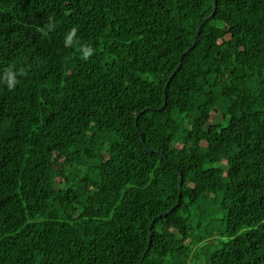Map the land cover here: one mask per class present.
I'll list each match as a JSON object with an SVG mask.
<instances>
[{"label":"trees","instance_id":"1","mask_svg":"<svg viewBox=\"0 0 264 264\" xmlns=\"http://www.w3.org/2000/svg\"><path fill=\"white\" fill-rule=\"evenodd\" d=\"M213 8L0 0V264H264V0Z\"/></svg>","mask_w":264,"mask_h":264},{"label":"clouds","instance_id":"2","mask_svg":"<svg viewBox=\"0 0 264 264\" xmlns=\"http://www.w3.org/2000/svg\"><path fill=\"white\" fill-rule=\"evenodd\" d=\"M75 36H76V29H72V31L70 32V34L66 38V42H69V43L72 42V40ZM91 55H92V49L85 47L83 49V58L88 59ZM5 79H6L7 87L9 89H13L16 87L18 81L16 78V74L14 72H12L11 70L7 71L5 73Z\"/></svg>","mask_w":264,"mask_h":264},{"label":"water","instance_id":"3","mask_svg":"<svg viewBox=\"0 0 264 264\" xmlns=\"http://www.w3.org/2000/svg\"><path fill=\"white\" fill-rule=\"evenodd\" d=\"M217 2H218V0H214V8H213L212 15H214V13H215V11H216V9H217ZM212 15H211V16H212ZM211 16L207 17L205 21H208V20L210 19ZM200 30H201V27H199V29H198V31H197V33H196V39H195V42H194L193 45L188 49L187 52H189L191 49H193L194 46L196 45V41H197V38H198V36H199V34H200ZM187 52L183 53L182 58L184 57V55H185ZM179 65H180V64H179ZM179 67H180V66H178V67L176 68V72L179 70ZM165 93H166V90H165ZM161 109H162V108H161ZM161 109H160V110H161ZM142 112H143V111H142ZM137 119H138V118H137Z\"/></svg>","mask_w":264,"mask_h":264}]
</instances>
